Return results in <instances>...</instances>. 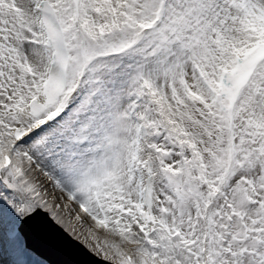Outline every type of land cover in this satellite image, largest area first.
<instances>
[{
    "label": "snow or ice",
    "instance_id": "6c2138e0",
    "mask_svg": "<svg viewBox=\"0 0 264 264\" xmlns=\"http://www.w3.org/2000/svg\"><path fill=\"white\" fill-rule=\"evenodd\" d=\"M264 264V0H0V264Z\"/></svg>",
    "mask_w": 264,
    "mask_h": 264
},
{
    "label": "water",
    "instance_id": "95a60500",
    "mask_svg": "<svg viewBox=\"0 0 264 264\" xmlns=\"http://www.w3.org/2000/svg\"><path fill=\"white\" fill-rule=\"evenodd\" d=\"M80 259L82 260V264H91L92 263V261L87 256L81 257Z\"/></svg>",
    "mask_w": 264,
    "mask_h": 264
}]
</instances>
